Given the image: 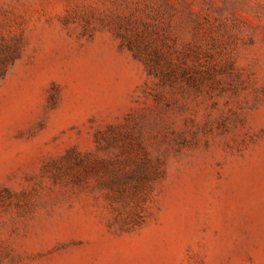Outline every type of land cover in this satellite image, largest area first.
<instances>
[{
    "label": "rangeland",
    "instance_id": "obj_1",
    "mask_svg": "<svg viewBox=\"0 0 264 264\" xmlns=\"http://www.w3.org/2000/svg\"><path fill=\"white\" fill-rule=\"evenodd\" d=\"M0 264H264V0H0Z\"/></svg>",
    "mask_w": 264,
    "mask_h": 264
}]
</instances>
